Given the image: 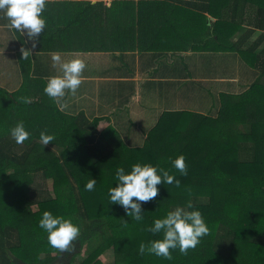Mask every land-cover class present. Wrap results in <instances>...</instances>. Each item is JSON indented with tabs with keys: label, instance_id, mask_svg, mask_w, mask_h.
<instances>
[{
	"label": "trees",
	"instance_id": "1",
	"mask_svg": "<svg viewBox=\"0 0 264 264\" xmlns=\"http://www.w3.org/2000/svg\"><path fill=\"white\" fill-rule=\"evenodd\" d=\"M208 3L205 9L217 8L211 50L234 51L244 62L240 68L245 65L241 79L251 73L252 80L240 92H230L227 82L225 90L208 82L205 94L193 96L203 99L205 113L163 110L140 144L128 143L132 125L99 129L109 117L63 112L45 93L26 104L0 87V264H78L82 255L88 264L111 248L114 264H264V0ZM229 72L233 78L238 73ZM18 121L30 132L22 144L9 134ZM41 131L54 141L43 146ZM181 154L187 175L171 163ZM138 162L158 165L180 180L179 187L161 183L154 200L141 202V221L107 195L116 186V167L128 171ZM91 178L95 189L86 191ZM189 200L203 215L208 235L187 254L172 250L171 260L141 254V243L162 235L146 227ZM45 210L79 225L70 251L48 244L38 226Z\"/></svg>",
	"mask_w": 264,
	"mask_h": 264
},
{
	"label": "crops",
	"instance_id": "2",
	"mask_svg": "<svg viewBox=\"0 0 264 264\" xmlns=\"http://www.w3.org/2000/svg\"><path fill=\"white\" fill-rule=\"evenodd\" d=\"M208 1L47 0L42 13L46 27L33 39L10 30L0 13V87L18 97L29 95L30 100L43 94L48 77L60 74L51 61L52 54L58 52L65 60L78 56L86 64L76 94H66L64 103L78 104L79 111L89 117H109L100 122L119 126L121 118L112 113L121 105L134 112L135 103L146 97L149 102L172 97L179 103L188 88L194 98L198 86L193 84L194 70L206 65L195 60L204 53L193 46L208 43L205 51L223 62L225 55L230 56L227 51L210 48L209 43H215L209 33L214 30L217 8L210 4V9H205ZM21 49L30 52L26 59ZM231 55L236 56L235 52ZM210 60L207 58V66H214ZM216 71L218 66L213 73ZM212 75L208 79L237 80L221 73ZM183 108L191 109L178 104L160 112Z\"/></svg>",
	"mask_w": 264,
	"mask_h": 264
},
{
	"label": "clouds",
	"instance_id": "3",
	"mask_svg": "<svg viewBox=\"0 0 264 264\" xmlns=\"http://www.w3.org/2000/svg\"><path fill=\"white\" fill-rule=\"evenodd\" d=\"M46 3L47 0H0V13L7 19V27L10 30L33 39L46 27V20L42 15ZM21 52L23 59L30 54L25 49H21ZM51 61L52 68L57 69L60 74L48 77L43 92L53 103L63 108L65 106L63 98L66 94L75 95L81 85V74L86 64L78 56L65 60L58 52L52 54ZM22 101L26 104L31 102L29 97H23ZM9 134L17 144H22L30 136L23 121H18L10 128ZM54 139L53 134L40 132L39 141L43 146ZM171 163L180 175H187L183 154L178 155ZM114 180L116 186H111L107 193L110 203L123 207L125 213L135 221L143 219L141 202L154 200L158 193V185L174 183L177 187L180 186V180L175 179L174 175L150 163H134L128 171L123 166H117ZM96 183V179L91 178L83 187L86 191H93ZM38 226L47 233L48 244L62 252L72 249L80 233L79 225L73 223L71 218L55 215L48 210L41 214ZM145 230L162 235L159 239L149 241L147 246L141 243L139 252L143 254L147 251L168 260L172 259V250L178 249L181 254H187L189 249H194L209 233L203 215L199 209L193 207L191 200L186 201L184 206H176L167 211L163 217L155 218Z\"/></svg>",
	"mask_w": 264,
	"mask_h": 264
},
{
	"label": "rangeland",
	"instance_id": "4",
	"mask_svg": "<svg viewBox=\"0 0 264 264\" xmlns=\"http://www.w3.org/2000/svg\"><path fill=\"white\" fill-rule=\"evenodd\" d=\"M204 43H201L202 46V51L204 54H210L206 51V49L203 48ZM206 50V51H205ZM226 51V50H223ZM230 53V56L225 55L226 58L224 59V62L221 60V58L218 55H200V58H195V60L197 62L203 63L206 66L200 64L199 66H197L194 70V72L197 73L196 77H194L196 80L193 82V84H198L197 88L198 89V93H196L197 95H202L205 94L206 92L203 90V88L205 86H208V82H213L217 85H221V90H225L227 89L226 85H223V80L222 79H216L214 77H212V79H208L210 77H208L209 75L213 74L212 76H217L218 74L224 72V73H228L229 75L226 74V76H230L232 75L231 72H229L230 70L232 71V69H234L235 71H237L238 73L234 74L233 76L237 78L236 81H232V80H227L226 82L228 83V86H232L230 88V92L235 91V92H240L243 91L244 89H247V86L249 84V82L252 80L253 75L251 73L247 74V76H245V78H242V75H240L239 70L241 69L240 66L244 63L241 61V58L236 56L231 55V53H233L234 51H227ZM222 57V56H221ZM207 58H211L210 62L213 63L214 62V66H207ZM214 59V60H213ZM218 61H219V65H218ZM222 61V62H221ZM218 66L219 71H216L215 73H213V71H209V70H214L215 67ZM243 68H245V65L242 66V71ZM191 69H192V65H191ZM226 71V72H225ZM246 73V72H244ZM255 73V72H254ZM203 75V76H202ZM214 79V80H213ZM242 81H241V80ZM1 86V85H0ZM229 86V87H230ZM2 87V86H1ZM186 92H185V98L183 101H180L179 103H177V101H174L172 99V97H168L165 100H162L160 98H157L154 101H147V97L143 98L141 103H135V111L134 112H127V106H123L121 105L120 107V111L118 110L117 113H112V116H119V118H121V121H118L119 126H130L132 125L133 127H130L128 129H130L132 132H134V135L132 134V140L136 141H132L130 139V141H128V143L130 145H134L135 142L136 144H140L141 142H143L144 140V135L145 133L152 127V125L154 124L156 118L158 117V112H160L163 108H170L171 106H183L186 108H191V111L194 112H199V113H205V110L202 108L205 105L203 99H199V96L197 98H191L190 95V91L188 90V88H185ZM202 101V102H201ZM206 101V100H205ZM51 103H53L51 101ZM123 106V107H122ZM64 112L70 113V114H77L78 111L80 110V108H78V104L76 103H70L68 105L65 104V106L63 108H61ZM185 109V108H183ZM137 116V117H136ZM130 119H128V118ZM112 125H114V123H111ZM107 125H109V121H103L100 122L99 124V129H103L105 127H107ZM117 126V125H114ZM121 130V129H120ZM127 130V129H126ZM134 136V137H133ZM47 186L48 188H51V180H47ZM101 256L97 257V259L90 261L88 264H114L115 260H116V256L115 253L113 251V249H107L104 250L102 254H100ZM86 260L85 255H82L78 258V264L79 263H84Z\"/></svg>",
	"mask_w": 264,
	"mask_h": 264
}]
</instances>
